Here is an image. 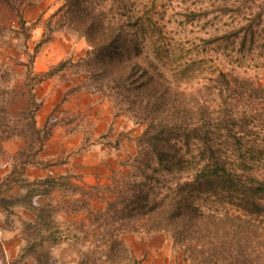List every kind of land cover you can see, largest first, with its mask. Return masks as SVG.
Returning <instances> with one entry per match:
<instances>
[{"label":"trees","instance_id":"obj_1","mask_svg":"<svg viewBox=\"0 0 264 264\" xmlns=\"http://www.w3.org/2000/svg\"><path fill=\"white\" fill-rule=\"evenodd\" d=\"M62 1L45 22L35 54L58 32L85 39L89 50L77 63L61 62L40 76L31 71L28 82L76 67L144 132L127 175L83 186L72 175L24 181L30 191L22 206L34 219L24 223L20 262L32 257L34 264H56L55 247L71 242L80 248L75 264H140L122 235L164 233L188 264H264V73L230 67L248 57L264 60V0H182L181 25L215 26L202 39L206 50L213 48L211 66L203 61L200 71L195 62L172 69L162 43L167 11L158 0ZM29 2L0 0V50L10 33L28 40ZM28 52L32 64L35 55ZM29 105L26 132L42 136L33 91ZM55 191L78 198L69 211L84 210L86 218L64 228L56 220L60 209L35 205V198ZM97 199L105 202L102 209L93 208ZM7 202L13 201L0 199V207L8 210Z\"/></svg>","mask_w":264,"mask_h":264},{"label":"rangeland","instance_id":"obj_2","mask_svg":"<svg viewBox=\"0 0 264 264\" xmlns=\"http://www.w3.org/2000/svg\"><path fill=\"white\" fill-rule=\"evenodd\" d=\"M157 3L162 6V12L167 11L162 22L165 24L162 43L172 69L176 71L179 66L195 62L194 68L200 71L202 62L209 63L214 55L213 48H204L202 39L209 38L215 26L204 21L181 25V13L186 9L182 0H158ZM62 4V0H30L24 9V18L31 28L28 40L10 33L0 50V199L13 201L7 202L8 210L1 207L6 211L10 227L16 216H21L16 214L18 208H24L34 219L32 212L22 206L30 191L24 187L25 180L34 182L72 175L76 177L74 181L83 186L100 181L105 183L115 174L118 177L127 175L133 169L132 157L139 151V139L144 132L143 125H137L132 117L118 110L116 99L104 97L92 89L87 76L77 73L76 67L33 86L28 82L31 71L40 76L61 62L72 60L77 63L89 50L85 39L58 32L35 54L37 45L44 39L45 22ZM7 21L11 27H19L17 19L8 16ZM27 52L35 55L32 64ZM225 61L228 63L229 59ZM24 64H30L31 68ZM230 67L250 75H262L264 60L248 57ZM32 91L40 105L35 121L38 129L45 131L42 136L26 132L32 125L28 114ZM8 134L12 136L6 138ZM45 136L49 138L38 151ZM23 151L31 164H26V157L20 159ZM65 196L63 191H55L50 197L34 199L38 207L52 204L60 209L56 220L64 228L70 221H81L87 216L84 210L71 213L68 205L78 198ZM104 206L103 200L93 202L94 209ZM27 222L30 220L24 223ZM24 223L21 225L22 236ZM121 239L140 264H188L180 253L175 252L167 234L127 233ZM53 255L56 264H75L80 257V248L75 243L61 242ZM6 256L0 244L2 264H34L32 257L31 263H24L30 257L21 263L19 255Z\"/></svg>","mask_w":264,"mask_h":264},{"label":"crops","instance_id":"obj_3","mask_svg":"<svg viewBox=\"0 0 264 264\" xmlns=\"http://www.w3.org/2000/svg\"><path fill=\"white\" fill-rule=\"evenodd\" d=\"M16 214L21 216H16V221L13 222L12 227H10L7 223L6 211L0 207V243L3 245L5 253L8 257H16L19 255L25 244L22 236L21 225L27 220H33L31 214L24 208L16 209ZM2 260L0 259V264H2ZM27 262L31 263V258H28V260L24 263Z\"/></svg>","mask_w":264,"mask_h":264}]
</instances>
